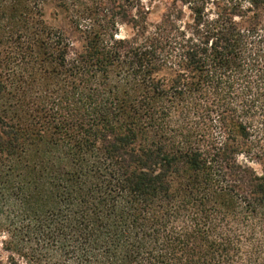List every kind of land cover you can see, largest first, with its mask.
Listing matches in <instances>:
<instances>
[{
    "label": "trees",
    "instance_id": "1",
    "mask_svg": "<svg viewBox=\"0 0 264 264\" xmlns=\"http://www.w3.org/2000/svg\"><path fill=\"white\" fill-rule=\"evenodd\" d=\"M2 197L29 264H264V0H0Z\"/></svg>",
    "mask_w": 264,
    "mask_h": 264
},
{
    "label": "rangeland",
    "instance_id": "2",
    "mask_svg": "<svg viewBox=\"0 0 264 264\" xmlns=\"http://www.w3.org/2000/svg\"><path fill=\"white\" fill-rule=\"evenodd\" d=\"M45 19L50 23H55L54 10L47 8L45 11ZM58 20V19H57ZM125 33L122 29L121 34ZM7 199L2 197L0 199V264H29L21 254H24V250L21 247L17 248L13 246L11 230L5 229V223H3L4 214L7 212ZM5 241V242H2Z\"/></svg>",
    "mask_w": 264,
    "mask_h": 264
}]
</instances>
